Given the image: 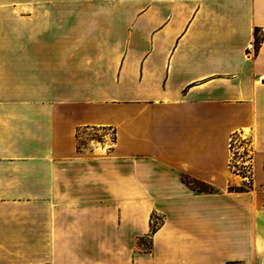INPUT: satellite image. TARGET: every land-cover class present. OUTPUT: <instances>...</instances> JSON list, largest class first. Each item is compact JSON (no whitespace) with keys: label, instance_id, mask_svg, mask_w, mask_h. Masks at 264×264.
Returning a JSON list of instances; mask_svg holds the SVG:
<instances>
[{"label":"crops","instance_id":"obj_1","mask_svg":"<svg viewBox=\"0 0 264 264\" xmlns=\"http://www.w3.org/2000/svg\"><path fill=\"white\" fill-rule=\"evenodd\" d=\"M0 264H264V0H0Z\"/></svg>","mask_w":264,"mask_h":264},{"label":"rangeland","instance_id":"obj_2","mask_svg":"<svg viewBox=\"0 0 264 264\" xmlns=\"http://www.w3.org/2000/svg\"><path fill=\"white\" fill-rule=\"evenodd\" d=\"M108 133L111 134L110 131H108ZM97 137L96 131H88L82 134V138ZM233 146L235 149H239L241 153L236 155L231 165L234 181H232L230 188L235 190H246L252 187V149L248 139L246 137L243 138L240 133L233 136Z\"/></svg>","mask_w":264,"mask_h":264},{"label":"trees","instance_id":"obj_3","mask_svg":"<svg viewBox=\"0 0 264 264\" xmlns=\"http://www.w3.org/2000/svg\"><path fill=\"white\" fill-rule=\"evenodd\" d=\"M261 42V36L259 35V31L256 30V39H255V48L256 50H258L259 45ZM183 180L185 181V183L187 185H189L191 188H193L194 190L198 191V192H212L214 191V187L211 186L208 183L202 182V181H198L196 179L190 178L188 176H184ZM157 226H158V222L157 221H153L151 223V231H150V235H152L156 230H157ZM140 243L142 244H147L148 245V249L150 247L149 243L146 242V239L141 238L140 239Z\"/></svg>","mask_w":264,"mask_h":264},{"label":"built area","instance_id":"obj_4","mask_svg":"<svg viewBox=\"0 0 264 264\" xmlns=\"http://www.w3.org/2000/svg\"><path fill=\"white\" fill-rule=\"evenodd\" d=\"M242 135V134H241ZM243 138H245V136L242 135ZM240 150L239 149H235L234 146H233V138H232V141H231V165L233 163V160H235V157L237 154H240Z\"/></svg>","mask_w":264,"mask_h":264},{"label":"bare ground","instance_id":"obj_5","mask_svg":"<svg viewBox=\"0 0 264 264\" xmlns=\"http://www.w3.org/2000/svg\"><path fill=\"white\" fill-rule=\"evenodd\" d=\"M238 180V179H237Z\"/></svg>","mask_w":264,"mask_h":264}]
</instances>
